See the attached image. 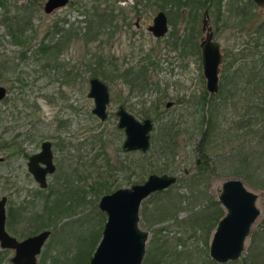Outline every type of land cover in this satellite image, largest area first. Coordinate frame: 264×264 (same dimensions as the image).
Returning a JSON list of instances; mask_svg holds the SVG:
<instances>
[{
  "label": "rangeland",
  "instance_id": "rangeland-1",
  "mask_svg": "<svg viewBox=\"0 0 264 264\" xmlns=\"http://www.w3.org/2000/svg\"><path fill=\"white\" fill-rule=\"evenodd\" d=\"M0 1L3 3L0 6V62H5L3 67L9 68L7 71L0 69V85L9 89V101L0 109V158L4 159L0 162V198H7L6 212L9 209L19 210L21 206L40 211L43 197L47 195L50 186L58 188V183L62 186L67 179H73L75 186L86 189L87 201L98 199L95 203L97 210L102 195L117 188L142 183L151 173L177 176L175 187L168 194H161L157 200H168L176 192L188 195L187 187L182 185L183 177L190 175L202 161L197 150L201 138L197 127L209 114L208 104L200 107L198 96L201 92H206L207 97L215 96L218 91L209 93L206 89L200 54L187 53L181 56L179 51L167 46L172 42L171 32L184 29L187 11L183 13V19L177 20L176 27L169 24L166 35L156 39L147 27L159 11L158 8L143 5L138 15L134 11L135 0H111L108 3L110 9L114 8L117 14L122 8L128 24L124 25L119 15L118 26L114 27L115 33L110 38L108 34L111 28L102 30V36L95 42L86 44L82 37L73 38L64 46L57 60H53L50 55L40 52L41 43L51 45L55 41L51 34L55 25L60 28L72 25V32L78 29L80 33L84 32L82 19L85 11L90 12L93 0H70L65 7L49 14L43 10L46 0ZM221 1L225 5L228 0ZM255 7L262 15L261 19H264V10ZM204 10L200 12L196 26L199 31L195 38L198 44L204 35ZM208 15L214 39L219 42L223 53L231 51L234 56L238 50L245 51L244 54L248 52V64L258 61L260 55L264 56V44H260L255 52L254 43L246 32L238 31L222 19L215 21L211 10H208ZM20 18L29 19V25L23 32L22 43H16L8 33L7 22L13 23ZM136 22L139 27H136ZM147 53L152 55L151 59L157 61L158 66L148 68V86L144 90L136 88L130 94L120 76L121 72L126 67L140 64L142 56ZM98 59H102L103 64L110 69V72H106L108 77L100 78L107 85L110 95L105 121H100L92 114L94 102L88 97L91 71L96 67ZM244 59L236 61L233 69L244 67ZM112 66L116 70L113 71ZM222 67L221 64L219 85L224 74ZM252 96L255 99V95ZM240 97L237 93L233 102L220 103L217 130L207 153L209 164L214 170L204 190L217 200L223 181L236 177L257 194L256 205L260 213L252 225L250 237L246 239L241 258L225 264H264V259L255 263L249 256L252 234L257 237L256 244L264 249V153H259L264 146V117H259L263 125V132L259 133V121L251 123L250 117L253 115L246 112L245 97L249 96L244 93ZM167 102H172V105L166 107ZM120 105L139 121L145 118L152 120L150 148L147 151L123 149L124 130L118 127L116 116ZM25 106L28 115H24ZM28 127L32 135L30 144L24 142L28 136ZM46 139L59 141L54 149L56 170L48 175V187L39 189L27 171V160L19 153L38 150L37 146ZM173 140H177L175 156L170 152ZM243 157H246V163ZM246 174L250 177L246 178ZM98 179H103L107 185L96 195L90 192L89 187ZM36 190H40L42 198L34 196ZM87 201L77 210V214L63 220L68 221V225L61 226L63 222L59 223L63 229L55 231L50 228L53 232L44 243L38 261L42 256L53 255L64 246L78 244L71 231L85 228L86 223L80 219L88 213L95 215L96 212ZM182 206L186 204L182 203ZM190 214V208H180L177 219L185 220ZM73 219L79 221L70 224L69 221ZM105 219L104 214L101 229ZM25 222L26 219L21 225H15V229H29L30 226L25 225ZM178 222L170 217L151 225L143 218L140 210L139 226L148 232L146 246L155 237L173 241L181 238L184 244L177 249L190 251L193 264H199L201 258L205 257L211 261V236L205 245L199 232L184 230L182 222ZM162 227L164 229L158 232L157 229ZM57 235L62 239L60 242L57 241ZM86 244L83 243L84 246ZM0 252L3 259L1 264H12L10 259L13 253L3 249Z\"/></svg>",
  "mask_w": 264,
  "mask_h": 264
},
{
  "label": "trees",
  "instance_id": "trees-1",
  "mask_svg": "<svg viewBox=\"0 0 264 264\" xmlns=\"http://www.w3.org/2000/svg\"><path fill=\"white\" fill-rule=\"evenodd\" d=\"M109 1L111 0H93L90 12L85 11L82 19L84 32L80 33L79 29L77 32H72V25L67 28H60L55 25L51 33L52 39L55 41L51 45L41 43L40 52L50 55L53 60H57L64 46L73 38L82 37L86 44L95 42L102 36V30L111 28L108 34V38H110L115 33L114 27L118 26L119 15L122 16L121 21L124 25L128 24V22L127 16L122 14L123 9L121 8L120 12L115 14V9H110L108 6ZM135 3L134 11L138 15L140 12L139 8H142L143 5L164 11L168 23L173 24V27H176L177 20L183 17L185 10L187 11L184 29L182 31L174 29L170 34L172 42L167 45L169 49L179 51L181 56H185L187 53L200 54V47L195 39L196 35L199 34L196 26L200 18V12L207 6L208 10L212 11L215 21L222 19L235 26L238 31L246 32L254 43L253 49L255 52L258 50L260 44H264V19H261L262 15L257 12L254 3L250 0H228L225 5H223L221 0H135ZM102 4L104 5L102 6ZM2 5L3 3L0 1V6ZM28 25L29 19L22 20L20 18L19 20L15 19L13 23L7 22L8 33L13 37V41L22 43L21 38ZM187 46H189V49H187ZM244 52L238 50V52L234 53V56L231 51L224 52V62L222 64L224 74L218 93L215 96L207 97L206 92H201L198 96L200 107L208 104L209 114L208 118L205 121H201L197 127L201 135L197 150L202 161L194 168V171L190 175L183 177L182 185L187 187L188 195L176 192L168 200H157L161 194H168L175 187L174 184L163 191L153 193L141 204V214L151 225L161 223L171 217L179 221L178 223L182 222L181 226H183L184 230L199 232L204 238L205 245L208 244L209 237L217 222L224 215L219 202L208 191L204 190L209 175L214 170L209 164L207 153L209 152V143L217 130V112L220 103L233 102L232 99H234L237 93L239 97L246 93L249 96L245 97L246 112L254 116L250 117L251 123L256 124L259 121L258 131L260 129L259 133L263 132L261 131L263 125L260 124L262 120H259V117H264V56L260 55L258 61H252L253 64H248V52L246 54ZM255 52L253 51L252 54L255 55ZM21 56H24V54ZM151 56L150 53H147L141 58L143 62L140 61L138 65L123 69L120 76L124 83H128L132 89L139 88L144 90L148 86V68H157L158 66L157 61L151 59ZM239 59L245 60L246 63H242L244 67L238 65L239 67L233 69L234 63ZM4 64L5 62H0V69L5 68L3 67ZM243 68L245 69L243 70ZM109 70L103 64L102 59H98L96 67L91 71V78H106L108 77L106 72H110ZM112 70L114 71L116 68L113 67ZM253 94L255 95V99L252 96ZM176 146L177 140H173L170 152L174 156L177 153ZM262 148V151L259 152L260 154L264 153V146ZM243 160L246 163V157H243ZM246 175V178L250 177V175ZM63 182L62 186L58 183V188L50 186L47 195L43 197L44 203L40 211L28 210L27 207L22 206L19 207V210L15 211L9 209L6 218L7 230L15 237L21 239L24 236L26 237L29 234L32 235L45 229H49L51 233L53 231L50 228L59 231L64 228L61 227L62 225H68V221L63 222V220L73 217L77 214V210L86 203V189L78 185L75 186L73 179H67V182ZM106 185L103 179H98L89 187V190L93 194L98 195L99 191L106 187ZM97 200L95 198L94 201H87V203L92 205L93 211L96 210V212L95 215L88 213L80 219L82 223H86V227L71 231L78 244L72 247L64 246L61 250L55 251L53 255L42 256L40 264H87L102 232L100 225L103 221L104 213L97 210L95 205ZM182 203H185L186 206H182ZM180 208H190L191 214L185 220L177 219V211ZM25 219L26 222L24 224L30 226L29 229L25 227L21 231H17L15 225H21ZM77 221L79 220L73 219L69 222L71 224V222L75 223ZM60 222H63L61 226L59 225ZM57 226L59 227L57 228ZM163 229L164 227L157 229V231L160 232ZM252 239L249 256L255 263L260 262V260L264 259V249L262 246L256 244L257 237L255 234H252ZM61 240V237L57 235V241L60 242ZM85 242L87 244L84 246L83 243ZM183 244L184 242L181 238L173 241L155 237L146 246L143 258L144 263L142 262V264H193L190 251L187 249H177L178 246L181 247ZM1 255L2 252H0V264L3 261ZM201 263L215 264L206 257L201 258L199 264Z\"/></svg>",
  "mask_w": 264,
  "mask_h": 264
},
{
  "label": "water",
  "instance_id": "water-1",
  "mask_svg": "<svg viewBox=\"0 0 264 264\" xmlns=\"http://www.w3.org/2000/svg\"><path fill=\"white\" fill-rule=\"evenodd\" d=\"M264 10V0H250ZM70 0H46L43 10L49 14L65 7ZM147 30L155 37L162 38L169 30L164 11H158ZM203 37L199 43L202 73L209 93H216L219 85V69L223 53L214 39L209 25L208 6L202 18ZM88 96L93 99L92 112L102 121L107 116L109 92L107 85L97 77L89 80ZM5 88L0 86V99ZM171 103H168V106ZM118 127L124 130L123 147L126 150L145 152L150 147V133L153 122L150 118L137 120L126 112L123 106L117 111ZM39 163L45 165L41 167ZM29 171L40 186H46V175L54 171L50 143L42 145V151L32 156ZM177 182V176L167 173H151L142 183L122 187L100 197L97 207L106 216L101 237L87 264H142L146 252L148 232L139 226L140 207L152 193L163 191ZM218 202L225 214L219 219L211 233L209 257L215 263L225 264L241 258L246 239L250 237L252 225L260 211L256 205L257 194L251 191L242 179L232 177L223 181ZM6 196L0 198V247L14 249L13 264H36L37 255L51 231L45 229L18 240L6 229Z\"/></svg>",
  "mask_w": 264,
  "mask_h": 264
},
{
  "label": "flooded vegetation",
  "instance_id": "flooded-vegetation-1",
  "mask_svg": "<svg viewBox=\"0 0 264 264\" xmlns=\"http://www.w3.org/2000/svg\"><path fill=\"white\" fill-rule=\"evenodd\" d=\"M135 25H136V27H139V23L138 22H136L135 23ZM156 39H159V38H156ZM223 53V52H222ZM201 57V56H200ZM223 62H224V56H223ZM223 62H222V64H223ZM202 66V65H201ZM7 69H9V68H3L2 70L4 71H7ZM1 77V76H0ZM126 85H127V88L129 89V93L130 94H132L133 93V91H136V88H134V89H132V87L130 86V85H128V83H125ZM0 86H2V87H4L5 88V94H4V96L0 99V109H1V106L4 104V103H7L9 100H8V95H9V89H8V87L7 86H4V85H0ZM205 86H206V82H205ZM89 88H90V85H89ZM207 89V88H206ZM208 91V90H207ZM109 92V91H108ZM89 93V92H88ZM89 97V96H88ZM109 101H110V95H109ZM168 103H171L169 106H171L172 105V102H167L166 103V107H169L168 106ZM121 106V105H120ZM120 106L118 107V109H117V111L119 110V108H120ZM29 107V106H28ZM94 108V107H93ZM93 108H92V110H93ZM124 108V107H123ZM25 109H26V106L24 107V115H28V111H27V113H26V111H25ZM92 110H91V112H92ZM125 110V109H124ZM117 111H116V116H117V118H118V120H119V116L117 115ZM126 111V110H125ZM127 112V111H126ZM129 113V112H128ZM92 114L94 115V116H96L93 112H92ZM97 117V116H96ZM108 117V114H107V116H106V118ZM98 118V117H97ZM99 119V118H98ZM106 120V119H105ZM104 120V121H105ZM100 121H102V120H100ZM152 121V120H151ZM27 125H29V123L27 124ZM31 126V125H30ZM30 129H29V127H28V129H27V134H28V136L26 137V139H25V141L24 142H28V144H30V141H31V138H32V135H30ZM125 135V134H124ZM58 140L57 139H55V141L54 140H43V141H41L40 142V144H39V147L37 146V148L36 149H38V150H34V151H32V152H30V153H25V152H21V153H19L20 155H22L23 157H24V160H27L26 161V166H27V171L32 175V177H33V179H34V176H33V174L29 171V167H28V163H29V161H30V158L32 157V156H34V155H36V154H38L39 152H41L42 151V145L44 144V143H46V142H49L50 143V149H51V151H52V161H53V164H54V171L52 172V173H48L47 175H46V186L45 187H42V186H40V184L34 179V181L38 184V186H39V189H46L47 187H48V180H47V178H48V175H52L54 172H55V170H56V165H55V163H54V149L56 148V142H57ZM59 142V141H58ZM7 146V145H6ZM122 147H123V145H122ZM150 148V147H149ZM123 149L124 150H126L124 147H123ZM126 151H139V150H126ZM4 161V159L3 158H0V162H3ZM39 165L41 166V167H45V165L44 164H42V163H39ZM61 173V172H60ZM58 181V180H57ZM118 189V188H117ZM113 192V191H112ZM41 196V192H40V190H36L35 191V195L34 196ZM220 204V203H219ZM6 218H7V212H6ZM8 231V230H7ZM10 233V232H9ZM38 233V232H37ZM11 234V233H10ZM36 234V233H35ZM12 235V234H11ZM33 235V234H32ZM14 236V235H13ZM28 236H30V235H28ZM28 236H26V237H28ZM26 237H23V238H21V239H24V238H26ZM17 238V237H16ZM18 240H21V239H19V238H17ZM0 249H3V248H1L0 247ZM3 250H5V251H7V250H10L12 253H13V256H14V254H15V250L14 249H3ZM42 250V249H41ZM40 253H41V251H40ZM39 253V254H40ZM38 254V255H39ZM38 255L36 256L37 257V259H36V264H40V261H38ZM12 256V257H13ZM12 257H11V259H12ZM11 259H10V261H11ZM211 261H213V260H211ZM214 262V261H213ZM11 263H12V261H11ZM215 263V262H214ZM13 264V263H12Z\"/></svg>",
  "mask_w": 264,
  "mask_h": 264
},
{
  "label": "bare ground",
  "instance_id": "bare-ground-1",
  "mask_svg": "<svg viewBox=\"0 0 264 264\" xmlns=\"http://www.w3.org/2000/svg\"><path fill=\"white\" fill-rule=\"evenodd\" d=\"M141 210V209H140ZM142 213V212H141ZM9 232V231H8ZM144 263V262H143Z\"/></svg>",
  "mask_w": 264,
  "mask_h": 264
}]
</instances>
